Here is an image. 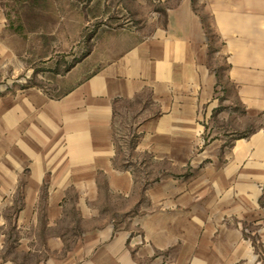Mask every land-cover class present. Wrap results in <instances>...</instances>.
Returning a JSON list of instances; mask_svg holds the SVG:
<instances>
[{"label": "crops", "instance_id": "1", "mask_svg": "<svg viewBox=\"0 0 264 264\" xmlns=\"http://www.w3.org/2000/svg\"><path fill=\"white\" fill-rule=\"evenodd\" d=\"M167 11L160 33L88 79L68 84L56 98L37 86L0 95V206L20 207L0 210V264H234L243 259L240 245L225 244L233 231L214 240L210 233L204 236L197 197L188 201L195 202L191 211L161 214L163 239L146 233L151 245L109 225L82 229L77 223L73 233L60 229L52 211L70 186H82L84 195L86 187L96 191L98 175L106 174L114 191L132 184L115 166L117 97L151 84L162 109L146 128L162 140L200 135L203 107H214L218 94L247 111L264 110V0H178ZM2 26L0 9V31ZM0 57L6 54L0 51ZM253 168L259 177L264 174L262 163ZM44 185L49 194L42 193ZM42 204H50L49 211H39ZM169 247L176 248L170 261L153 258L156 248Z\"/></svg>", "mask_w": 264, "mask_h": 264}, {"label": "rangeland", "instance_id": "2", "mask_svg": "<svg viewBox=\"0 0 264 264\" xmlns=\"http://www.w3.org/2000/svg\"><path fill=\"white\" fill-rule=\"evenodd\" d=\"M177 2L0 0V51L6 54L0 57V95L37 86L56 98L68 84L88 79L143 39L160 33L167 9ZM154 95L150 84L114 99L115 166L132 178V184L114 191L105 174L98 175L96 191L86 187V195L82 186L68 187L52 210L60 229L73 233L77 223L82 229L109 225L132 232L140 245H151L146 233L153 231L157 241L163 239L161 214L191 211L195 202L188 201L197 197L204 236L210 233L214 240L225 230L233 231L225 244L240 245L238 255L243 257L234 264H264V174L259 177L253 168L256 163L264 166V110L247 111L234 100L227 104L218 94L214 107H203L200 135L162 140L146 128L147 120L162 109ZM41 190L46 195L51 189L44 185ZM208 199L215 203H206ZM50 208L42 204L38 210ZM7 209L18 212L20 207L0 206L1 211ZM79 214L88 216L82 221ZM176 248H156L153 258L170 261Z\"/></svg>", "mask_w": 264, "mask_h": 264}]
</instances>
